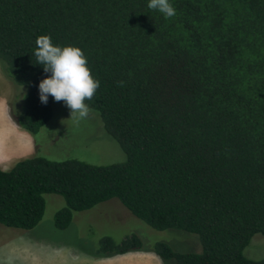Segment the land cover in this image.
<instances>
[{
  "label": "trees",
  "instance_id": "1",
  "mask_svg": "<svg viewBox=\"0 0 264 264\" xmlns=\"http://www.w3.org/2000/svg\"><path fill=\"white\" fill-rule=\"evenodd\" d=\"M165 19L148 0H0V71L14 88L13 123L35 136L52 118L39 99L50 76L35 40L78 47L99 88L85 103L124 153L92 165L38 155L0 169V225L35 228L45 194L75 212L116 199L156 231L197 237L198 252L163 242L150 251L176 264H264L244 250L264 238V0H169ZM123 81V86L118 82ZM99 254L143 250L138 237L106 236Z\"/></svg>",
  "mask_w": 264,
  "mask_h": 264
},
{
  "label": "rangeland",
  "instance_id": "2",
  "mask_svg": "<svg viewBox=\"0 0 264 264\" xmlns=\"http://www.w3.org/2000/svg\"><path fill=\"white\" fill-rule=\"evenodd\" d=\"M0 76L7 85L5 106L4 90L1 92L0 89V131L9 130V146L14 147L20 138L10 131L11 116L12 113L18 115L19 109H16L14 88L1 71ZM52 109V118L35 136L20 129L24 138L31 137L30 157L37 150L38 155L54 161L76 159L92 165L124 161V153L102 130L95 113L77 119L71 117L70 109L63 101L55 100ZM44 199V215L35 228L17 230L0 225V264H176L174 260L158 258L150 248L163 242L178 253L198 252L200 249L195 235L176 230H153L129 214L116 199L73 213L70 225L59 230L54 225V217L65 206V201L54 194H45ZM131 235L139 238L143 250L130 252L125 258L99 254V242L103 237L108 236L119 243ZM244 255L252 260L263 258L264 238L255 235Z\"/></svg>",
  "mask_w": 264,
  "mask_h": 264
},
{
  "label": "clouds",
  "instance_id": "3",
  "mask_svg": "<svg viewBox=\"0 0 264 264\" xmlns=\"http://www.w3.org/2000/svg\"><path fill=\"white\" fill-rule=\"evenodd\" d=\"M147 7L163 14L165 19L176 15L169 0H148ZM34 55L50 76L39 82V99L47 104L48 97L63 101L70 109L71 117L85 119L91 109L85 103L91 100L99 88V81L92 77L87 59L82 50L74 46H56L48 35H39L35 40ZM123 86V81L118 82Z\"/></svg>",
  "mask_w": 264,
  "mask_h": 264
},
{
  "label": "crops",
  "instance_id": "4",
  "mask_svg": "<svg viewBox=\"0 0 264 264\" xmlns=\"http://www.w3.org/2000/svg\"><path fill=\"white\" fill-rule=\"evenodd\" d=\"M5 85L6 84L3 82V79H1L0 76V89L2 88L1 92H3L4 90V94L2 93V95L4 96V106L7 105V85ZM10 126V131L13 130L17 134V137L20 138V142L14 147L9 146L11 144V138H9V130L0 131V169L4 171L10 169L18 161L29 158L31 151V137L28 136L27 138H24L23 134L20 133V128L17 127L12 121ZM13 131L11 132L12 134ZM129 254L131 253L120 255L119 258H125Z\"/></svg>",
  "mask_w": 264,
  "mask_h": 264
}]
</instances>
